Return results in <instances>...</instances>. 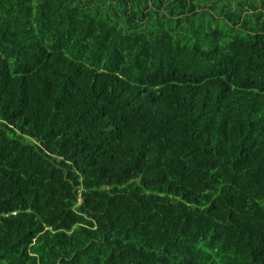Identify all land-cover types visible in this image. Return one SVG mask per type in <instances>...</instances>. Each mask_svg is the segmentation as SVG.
Returning a JSON list of instances; mask_svg holds the SVG:
<instances>
[{"label":"trees","instance_id":"16d2710c","mask_svg":"<svg viewBox=\"0 0 264 264\" xmlns=\"http://www.w3.org/2000/svg\"><path fill=\"white\" fill-rule=\"evenodd\" d=\"M235 4L0 0V264H264V0Z\"/></svg>","mask_w":264,"mask_h":264},{"label":"rangeland","instance_id":"374dc122","mask_svg":"<svg viewBox=\"0 0 264 264\" xmlns=\"http://www.w3.org/2000/svg\"><path fill=\"white\" fill-rule=\"evenodd\" d=\"M200 1H202V2H203V1H206V0H200ZM226 1H227V0H226ZM236 1H243V0H233V2H234V5H236V4H235V2H236ZM216 10H219V9H218V8H216ZM215 13H216V12H215ZM221 21H222V20H221Z\"/></svg>","mask_w":264,"mask_h":264}]
</instances>
